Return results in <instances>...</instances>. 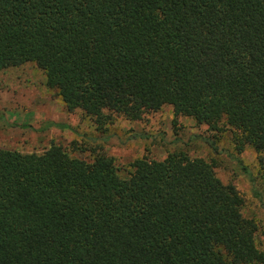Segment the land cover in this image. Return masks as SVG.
I'll return each instance as SVG.
<instances>
[{"label": "trees", "instance_id": "trees-1", "mask_svg": "<svg viewBox=\"0 0 264 264\" xmlns=\"http://www.w3.org/2000/svg\"><path fill=\"white\" fill-rule=\"evenodd\" d=\"M25 63L98 127L169 106L216 154L229 129L264 184V0H0V70ZM119 171L59 144L0 147V264H264L214 161L175 151Z\"/></svg>", "mask_w": 264, "mask_h": 264}, {"label": "rangeland", "instance_id": "rangeland-1", "mask_svg": "<svg viewBox=\"0 0 264 264\" xmlns=\"http://www.w3.org/2000/svg\"><path fill=\"white\" fill-rule=\"evenodd\" d=\"M206 136H213L207 126L189 117H175L169 106L140 121L115 117L98 127L81 110L68 111L35 64L0 70L1 148L41 153L54 143L89 162L95 154H104L114 159L122 176L136 159L162 160L175 151L214 161L216 176L234 185L242 196V214L256 222L257 246L264 252V184L258 178L256 153L250 147L237 152L229 129L214 135L217 154L204 140Z\"/></svg>", "mask_w": 264, "mask_h": 264}]
</instances>
